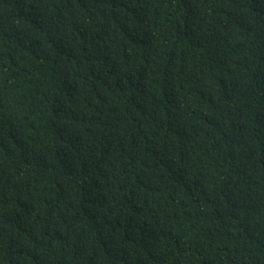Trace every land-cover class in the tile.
<instances>
[{
  "label": "trees",
  "instance_id": "16d2710c",
  "mask_svg": "<svg viewBox=\"0 0 264 264\" xmlns=\"http://www.w3.org/2000/svg\"><path fill=\"white\" fill-rule=\"evenodd\" d=\"M0 264H264V0H0Z\"/></svg>",
  "mask_w": 264,
  "mask_h": 264
}]
</instances>
